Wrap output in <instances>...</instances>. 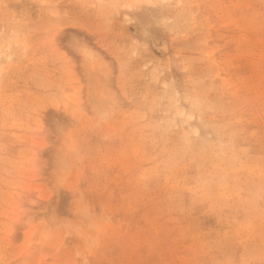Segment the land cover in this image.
<instances>
[{
	"label": "rangeland",
	"instance_id": "obj_1",
	"mask_svg": "<svg viewBox=\"0 0 264 264\" xmlns=\"http://www.w3.org/2000/svg\"><path fill=\"white\" fill-rule=\"evenodd\" d=\"M0 264H264V0H0Z\"/></svg>",
	"mask_w": 264,
	"mask_h": 264
}]
</instances>
